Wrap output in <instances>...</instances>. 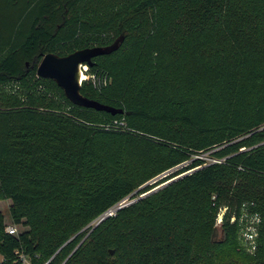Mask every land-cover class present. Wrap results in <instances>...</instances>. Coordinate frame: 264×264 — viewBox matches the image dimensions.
I'll use <instances>...</instances> for the list:
<instances>
[{
  "label": "trees",
  "instance_id": "trees-1",
  "mask_svg": "<svg viewBox=\"0 0 264 264\" xmlns=\"http://www.w3.org/2000/svg\"><path fill=\"white\" fill-rule=\"evenodd\" d=\"M85 2L27 0V27L0 41V202L18 228L0 212V264H264V0H122L104 18ZM116 42L81 94L122 113L37 75L46 54ZM245 214L260 217L253 254Z\"/></svg>",
  "mask_w": 264,
  "mask_h": 264
},
{
  "label": "rangeland",
  "instance_id": "rangeland-1",
  "mask_svg": "<svg viewBox=\"0 0 264 264\" xmlns=\"http://www.w3.org/2000/svg\"><path fill=\"white\" fill-rule=\"evenodd\" d=\"M120 1L122 2V0H86V2L80 6V9L82 12H85L86 14H88L87 16H89V17L104 18L105 15L110 13L114 8H117L120 6V4H121ZM26 4H27V0H18V2L16 4L11 3L10 0H0V41L8 42L12 38V34L15 30L25 29L27 27L28 19H26L25 16L24 17L22 16V13H23L24 9L26 8ZM33 7H34V9H32V12L36 13V11L39 10V8H38L39 5H35ZM105 38L106 37L103 38V42L106 41ZM97 45H99V43H97ZM93 47H95V46H93ZM83 75L86 78L85 80L89 79L90 83H92V84L96 83V80H97L96 76L93 72H91L89 70L88 66H87L86 71H84ZM22 90H23L22 86L18 83H11V84L3 86V92L7 96H14L15 94H17L19 96V95H21ZM61 104L64 105V102L62 100H61ZM211 153L212 152H207V153H204V154H202L196 158L203 159V160H206L208 162L217 161V160H214L210 156ZM174 171H176V170L167 172L163 175H160L156 178H153L152 180L148 181L143 186H141L138 190L145 191L149 188L156 186L157 185L156 182H158L161 179H162L161 181H164L165 180L164 178L169 176ZM145 176H146V174H145V171H143V170H140V169L139 170H137V169L132 170V177L136 181H141L142 179L145 178ZM166 183H168V182L160 183L154 189H157V188L165 185ZM137 194H138V192L135 193V195H137ZM143 195H145V194H143ZM126 203L129 204L130 201H127ZM10 206H11L10 201H1L0 202V212L4 215L5 222L7 225H10L12 222L10 219V216H9ZM257 213L261 215V212H257ZM263 214H264V212H263ZM214 229H217V235H216V237H214V240L215 241L221 240V238H222L221 220L219 217L215 221L213 230ZM19 230H21V229L19 228ZM258 230H260V227ZM201 239L203 240L202 242L206 243V234L205 233L201 234Z\"/></svg>",
  "mask_w": 264,
  "mask_h": 264
},
{
  "label": "water",
  "instance_id": "water-1",
  "mask_svg": "<svg viewBox=\"0 0 264 264\" xmlns=\"http://www.w3.org/2000/svg\"><path fill=\"white\" fill-rule=\"evenodd\" d=\"M119 44V42H116L110 47L85 48L82 50H77L63 57L52 53L46 54L43 56L38 66L37 75L39 78L48 79L55 82L57 86L64 92L65 97L75 106L94 109L96 111L108 112L112 113L113 115L122 113L121 110L110 108L97 101L90 100L81 94V86L84 81L82 80L81 68L83 66H92V61L94 58L116 51L119 48ZM168 183L152 190L145 195L159 190ZM126 205L128 204L124 203L110 210L108 213L102 216L97 225ZM216 235L217 231L215 232L214 237H216Z\"/></svg>",
  "mask_w": 264,
  "mask_h": 264
},
{
  "label": "built area",
  "instance_id": "built-area-1",
  "mask_svg": "<svg viewBox=\"0 0 264 264\" xmlns=\"http://www.w3.org/2000/svg\"><path fill=\"white\" fill-rule=\"evenodd\" d=\"M87 66H83L81 68V74L86 71ZM177 170V169H174ZM173 171V170H172ZM247 214L243 216V218L246 219L248 223H246L245 227L241 229V239H242V245L244 249L248 252L253 254L256 250V240L258 237V231L257 227L260 223V217L253 216L251 219L248 220ZM7 233L11 235H16L18 233V228L12 224L7 225L6 228ZM19 261L21 264H32L28 257H26L24 254H20ZM3 262V257L0 256V263Z\"/></svg>",
  "mask_w": 264,
  "mask_h": 264
},
{
  "label": "bare ground",
  "instance_id": "bare-ground-1",
  "mask_svg": "<svg viewBox=\"0 0 264 264\" xmlns=\"http://www.w3.org/2000/svg\"><path fill=\"white\" fill-rule=\"evenodd\" d=\"M86 78H85V76L82 74V80H85Z\"/></svg>",
  "mask_w": 264,
  "mask_h": 264
}]
</instances>
